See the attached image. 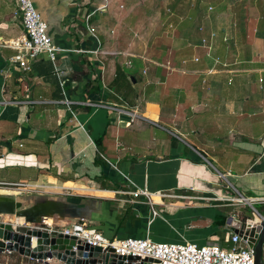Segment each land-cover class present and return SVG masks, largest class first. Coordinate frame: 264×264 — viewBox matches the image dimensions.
Here are the masks:
<instances>
[{"label":"crops","instance_id":"crops-1","mask_svg":"<svg viewBox=\"0 0 264 264\" xmlns=\"http://www.w3.org/2000/svg\"><path fill=\"white\" fill-rule=\"evenodd\" d=\"M16 3L0 0V182L69 189L66 197L96 207L91 227L109 239L231 248L230 217L264 207L238 201L264 198V67L242 68L238 55H222L226 69L212 74L198 63L161 64L150 57L153 42L136 54L132 36L122 38V27L134 32V16L124 24L114 12L107 26L112 0H34L64 52L26 72L9 62V44L24 34ZM175 34L183 46L188 39ZM252 44L264 47V38ZM254 58L244 64L260 63ZM157 66L168 72L164 81ZM134 75L138 83L124 88ZM12 167L34 169L33 177L7 180Z\"/></svg>","mask_w":264,"mask_h":264},{"label":"built area","instance_id":"built-area-1","mask_svg":"<svg viewBox=\"0 0 264 264\" xmlns=\"http://www.w3.org/2000/svg\"><path fill=\"white\" fill-rule=\"evenodd\" d=\"M16 1V14L20 18L24 34L9 44V46L15 50V55L9 59L10 64L23 71L29 72L32 70V63L41 56H45L52 62H55L58 58V54L62 53V51L64 52V50L54 43L48 31V25L36 8L34 0ZM212 10L213 7L209 6L208 12ZM198 31L204 34L205 26H199ZM89 32L94 34L95 29L90 27ZM220 38L217 31L210 30L208 35H203L198 46V48H203L205 50V57L213 62V67L211 69L217 68V66H227L217 53ZM222 41H224V43L229 41L226 34L223 35ZM200 60L201 58L197 56H193L191 59L193 63H200ZM186 62L187 60L184 61V63ZM213 71L214 70L209 73L212 74ZM71 114L76 118L73 112H71ZM219 178L221 181L227 182V188L231 186L225 176L220 175ZM40 187L41 186L27 183L0 182V189L11 190L15 193L13 195L24 193L36 194V189ZM66 191H69V189ZM238 201L249 204L250 206H252L253 203L264 204V198H246L239 196ZM152 214L155 216L157 212L152 210ZM4 216L9 215H0V224L17 222L15 220L7 221ZM50 231L62 232L63 234L74 236L78 240L88 243L90 246H99L105 251L111 248L117 255L139 257L141 260L152 258L158 261V264H254L255 259L254 249L248 247L246 242L237 234L231 237L233 246L226 249L216 244L198 245L190 242L159 243L148 237L109 239L91 227L90 222L87 220L72 221L69 226L58 229L55 226H51ZM11 253L12 252L6 250L3 254L8 255ZM30 260L39 264H51L53 261L47 259V263H41L33 259Z\"/></svg>","mask_w":264,"mask_h":264},{"label":"water","instance_id":"water-1","mask_svg":"<svg viewBox=\"0 0 264 264\" xmlns=\"http://www.w3.org/2000/svg\"><path fill=\"white\" fill-rule=\"evenodd\" d=\"M95 208L65 196L0 194V215L24 220L0 224V254L8 250L41 263L50 259L59 264H158L152 258L117 255L111 248L105 251L74 236L50 231L51 226L61 228L60 222L98 220ZM257 212L252 218L230 217L229 221L234 234L254 249V264H264V217ZM46 218L52 219V224L44 222Z\"/></svg>","mask_w":264,"mask_h":264},{"label":"rangeland","instance_id":"rangeland-1","mask_svg":"<svg viewBox=\"0 0 264 264\" xmlns=\"http://www.w3.org/2000/svg\"><path fill=\"white\" fill-rule=\"evenodd\" d=\"M110 1V0H108ZM112 0V9L113 13L107 14L108 18L106 21L107 26L110 21L114 20L116 17L114 16V12H118L119 18L122 19L124 24H128L132 17L134 16V32L130 29L126 28L128 31L127 33L124 32V28L122 27V38H131L134 40V52L136 54H143L146 50V47L149 42H154V39L160 40L161 46H156V42L154 45L157 49L162 50L164 47L173 46L176 50H179L178 56L175 55L173 58L176 61V64L186 66L189 63H193L191 59L194 56L201 58L198 64L204 65L205 72H211L216 68H213V62L208 60L206 57L202 55V49L197 48L194 46H190V49H186V47L182 46L181 40H179V35L175 34L181 30V34L184 38L188 39L190 36H195L193 33L195 31V27L197 24L200 25H207L210 30L217 31L218 36L220 37L221 34H226V36L230 39L233 37L232 32L235 34L237 38V46L239 49L240 54L251 53L257 59L256 64H250L253 66L264 67V47L252 44L253 39L251 41H244L242 40L240 33H239V23L242 20L243 16L245 15L247 18V22L249 21L255 22L256 26L261 21L262 14H264V0ZM107 4V3H106ZM177 4L175 9L173 10L174 14L180 17L175 20V24L177 25L176 30H164L165 33L159 35V28L158 25L160 22L167 21L168 17L165 15V10L170 9L173 5ZM212 6L213 10L208 12V7ZM107 7L109 8L108 4ZM207 8V9H206ZM121 12V13H120ZM236 23V25H235ZM250 25V24H249ZM126 26V25H125ZM110 27H113L110 25ZM167 31V32H166ZM119 33V31H118ZM173 34L175 36H173ZM164 36V37H161ZM117 37V36H116ZM175 37L176 39H174ZM155 39V40H156ZM191 41V40H190ZM168 44V45H166ZM220 49L223 50L222 55H226V58L230 59L234 56H237V52H233L231 49H227L224 46H221ZM162 48V49H161ZM188 51V52H187ZM186 59L187 62L184 63L183 59ZM231 60V59H230ZM198 65L197 63H194ZM247 65V64H246ZM225 68V67H224ZM211 69V71H210ZM226 69V68H225ZM213 72H216L213 71ZM218 72V70H217ZM205 84V83H203ZM188 88H191L188 87ZM209 88V87H206ZM158 127H153V130H157ZM158 130H161L158 128ZM34 169H26L23 167H12L6 169L3 173L7 174V180L11 181H18L22 177L31 178L34 174ZM38 191V192H37ZM2 193L11 192V190H3ZM65 190L62 189H50L46 187H40L36 189V193H51L55 196H65ZM25 195H35L32 194H19L14 195L15 197H22ZM48 195V194H47ZM50 195V194H49ZM256 207H258L256 205ZM7 221L15 220L14 216H4ZM72 223V221H69ZM68 222V223H69ZM65 224V223H64ZM6 256V255H5ZM8 256L2 257L0 259V264H8Z\"/></svg>","mask_w":264,"mask_h":264},{"label":"trees","instance_id":"trees-1","mask_svg":"<svg viewBox=\"0 0 264 264\" xmlns=\"http://www.w3.org/2000/svg\"><path fill=\"white\" fill-rule=\"evenodd\" d=\"M179 2H181V0ZM176 6H177V4L173 5V7L171 8L172 10H170L171 11L170 14H172L171 15V18H168L167 21H163V22H160L159 23V25H158L159 35L161 33H162V35H163V33H165L164 30H166L167 25H168L169 22H171V21L174 22L175 20L178 21L179 17L176 16L174 14V12H173V10L175 9ZM260 19H261V21L259 22V24H257V26H256L255 22H252V21H249V24H250L249 25L248 22H247L246 16L245 15L243 16L242 20L239 23V33H240V36H241V38H242L243 41L245 40L246 42L247 41L249 42V41H251V39H253L255 37H257V38H264V14H262V17ZM235 25H236V23H235ZM199 26H201V25L200 24H197L196 26H194L195 27V31L193 32L194 34H197L198 33L200 35L199 39H198V37L196 35H195L196 37L190 36L188 38V40L185 42V44H183L184 47L187 46L186 49L192 50L190 48V46L192 47L194 45H195V47L198 48V46H199V44L201 42V38L203 37V35L206 36V35L209 34V31L207 30V27H205L204 34L203 33H200L198 31L199 30ZM221 35H220L221 38H220L219 46H220V44H222V46H224L225 48L231 49V50H233V52L236 51V47L238 48V46H237V42L238 41L237 40H234L233 39L234 37H232V38H230V40L228 42L224 43V41H222L223 34H221ZM161 37H164V36H161ZM155 39H154V42H156V46L157 47L158 46H161V44H160L161 41L158 40V39H156V40ZM154 42L151 44V47L153 46ZM156 46L155 45L153 46V50H152V48L150 49V51H151L150 57L153 58V59H157V61H159V63H161V64L167 63L168 60H171L172 61L173 58L175 57V55L177 56V54L180 53V52L179 53H174V54L169 53V47H170L169 45H168V47L167 46L164 47V49L161 48L162 50L157 49ZM201 49H203V48H201ZM219 52H220V49H218V56L221 59L224 56V59H226V55H223L222 56V54H220ZM237 54H238V56H237V60H235V62L236 63L237 62L238 63H241L240 66L242 68L243 67L250 68L251 65L249 66V65L244 64L245 63L244 61H246V63H247V54H246V56H244L243 53L240 54V52L237 53ZM242 64H244V65H242ZM155 73L159 76L160 81H164L167 78V73L168 72H167V70L164 67L157 66ZM134 79H135V84L138 83V78L135 75H134ZM262 79L264 80V78H262ZM132 83H133V76H131L130 78L127 79V85L128 86H126L124 88H131ZM149 87L152 88L151 85ZM256 208H257V210L260 213L264 214V207L263 206H260L259 205ZM5 255L8 256V259H9L8 262H7L8 264H39V263H34L29 258L24 257V256H22V255H20L18 253H11V254H8V255L7 254H0V259L2 257H6Z\"/></svg>","mask_w":264,"mask_h":264},{"label":"bare ground","instance_id":"bare-ground-1","mask_svg":"<svg viewBox=\"0 0 264 264\" xmlns=\"http://www.w3.org/2000/svg\"><path fill=\"white\" fill-rule=\"evenodd\" d=\"M2 190V189H1ZM7 193H9V194H15L13 191H11V192H7ZM46 219H48V220H51L50 218H46ZM17 222H20V223H23V219H19V220H16ZM51 221H53V220H51ZM49 224V223H48Z\"/></svg>","mask_w":264,"mask_h":264}]
</instances>
